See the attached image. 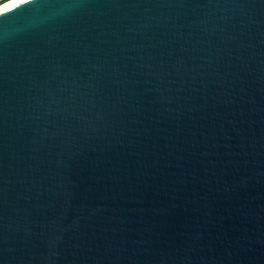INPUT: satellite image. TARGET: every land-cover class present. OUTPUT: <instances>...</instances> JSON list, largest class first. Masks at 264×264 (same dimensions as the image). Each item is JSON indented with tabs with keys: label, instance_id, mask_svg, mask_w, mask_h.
I'll return each mask as SVG.
<instances>
[{
	"label": "water",
	"instance_id": "1",
	"mask_svg": "<svg viewBox=\"0 0 264 264\" xmlns=\"http://www.w3.org/2000/svg\"><path fill=\"white\" fill-rule=\"evenodd\" d=\"M0 264H264V0L1 10Z\"/></svg>",
	"mask_w": 264,
	"mask_h": 264
},
{
	"label": "bare ground",
	"instance_id": "2",
	"mask_svg": "<svg viewBox=\"0 0 264 264\" xmlns=\"http://www.w3.org/2000/svg\"><path fill=\"white\" fill-rule=\"evenodd\" d=\"M20 1H22V0H12V1H9L6 4L0 6V11L3 10V9H6L7 7L12 6V5H14V4H16V3L20 2Z\"/></svg>",
	"mask_w": 264,
	"mask_h": 264
},
{
	"label": "crops",
	"instance_id": "3",
	"mask_svg": "<svg viewBox=\"0 0 264 264\" xmlns=\"http://www.w3.org/2000/svg\"><path fill=\"white\" fill-rule=\"evenodd\" d=\"M9 1H11V0H0V5H2V4H4V3H7V2H9Z\"/></svg>",
	"mask_w": 264,
	"mask_h": 264
}]
</instances>
